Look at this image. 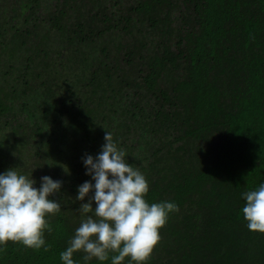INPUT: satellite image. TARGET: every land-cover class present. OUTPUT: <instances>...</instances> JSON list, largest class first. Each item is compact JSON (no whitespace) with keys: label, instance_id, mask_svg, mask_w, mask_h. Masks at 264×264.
<instances>
[{"label":"trees","instance_id":"1","mask_svg":"<svg viewBox=\"0 0 264 264\" xmlns=\"http://www.w3.org/2000/svg\"><path fill=\"white\" fill-rule=\"evenodd\" d=\"M106 132L146 201L179 208L146 264H264L242 214L264 183V0H0V174L63 182L48 251L9 241L0 264H63Z\"/></svg>","mask_w":264,"mask_h":264},{"label":"clouds","instance_id":"2","mask_svg":"<svg viewBox=\"0 0 264 264\" xmlns=\"http://www.w3.org/2000/svg\"><path fill=\"white\" fill-rule=\"evenodd\" d=\"M83 164L91 180L78 186L75 200L82 202L78 210L84 218L60 253V260L63 264H79L73 257L81 252L84 264H88L93 258L107 261L110 253H115L111 264H122L125 258H130L129 264H146L161 240L160 229L169 214L179 210L178 205L146 201L149 184L145 175L128 162L125 150L118 147L110 132L105 133L99 154L86 155ZM62 183L43 176L37 188L34 179L15 168L0 174V246L6 248L12 241L48 251L45 233L53 231L49 217L62 209L53 198ZM242 195L247 228L264 233V183ZM86 197L87 202H83Z\"/></svg>","mask_w":264,"mask_h":264}]
</instances>
